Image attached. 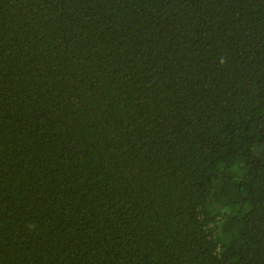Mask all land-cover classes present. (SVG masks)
<instances>
[{"label": "trees", "instance_id": "obj_1", "mask_svg": "<svg viewBox=\"0 0 264 264\" xmlns=\"http://www.w3.org/2000/svg\"><path fill=\"white\" fill-rule=\"evenodd\" d=\"M0 264H264V0H0Z\"/></svg>", "mask_w": 264, "mask_h": 264}]
</instances>
